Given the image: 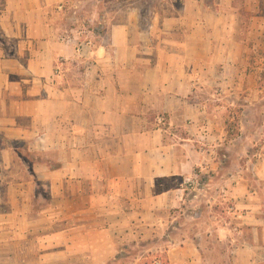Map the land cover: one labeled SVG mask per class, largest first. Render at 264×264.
Instances as JSON below:
<instances>
[{
	"label": "crops",
	"instance_id": "obj_1",
	"mask_svg": "<svg viewBox=\"0 0 264 264\" xmlns=\"http://www.w3.org/2000/svg\"><path fill=\"white\" fill-rule=\"evenodd\" d=\"M84 1L8 0L0 264H202V210L213 209L215 150L227 140L216 95L241 91L250 66L233 52L244 41L228 57L215 46L226 53L225 12L264 16V3L184 0L178 16L149 24L134 5L106 21L95 4L94 19L63 27ZM262 162L244 172L264 181ZM241 175L222 198L246 212L236 220L252 241L240 244L264 250L260 196ZM226 226L223 239L243 233Z\"/></svg>",
	"mask_w": 264,
	"mask_h": 264
},
{
	"label": "rangeland",
	"instance_id": "obj_2",
	"mask_svg": "<svg viewBox=\"0 0 264 264\" xmlns=\"http://www.w3.org/2000/svg\"><path fill=\"white\" fill-rule=\"evenodd\" d=\"M212 1L214 0H208V3ZM263 3L264 0H262ZM95 4L99 7L98 14L100 18L106 21L112 18L111 16H114L115 12L119 14L118 17L121 20L125 17L126 10L134 5L142 10L141 23L149 24L156 17L163 19L178 16L182 12L184 0H86L82 5H79L76 15L68 14L66 16L62 26L66 27L77 23L84 24V22L94 19L91 12ZM7 6L8 0H0V46L7 43L11 44L7 41L3 31L7 24L5 16ZM241 6H244V0H239L236 4L237 9H240ZM258 17L263 18L264 16L252 12L247 13L245 8L238 12H225L224 41L226 43V53L219 46H215L216 53L220 54V50L221 55L225 54L228 57L232 51V45L244 41L247 50L242 53L236 48L237 46H234L233 52L250 57V66L248 67L244 90H233L228 93L230 90L226 89L224 95H216V104L225 107V109L214 110V115L224 126L227 140L221 146L216 147L215 150V165H218L219 171L213 176L212 180L210 179L211 182L209 181L213 188L211 196L214 202L213 209L202 210L204 218L200 227L202 236L199 239L202 246V264H250L252 258L258 260L256 264H264L263 249L253 251L254 248L250 246H242L244 243L250 244L252 241V228L249 226L239 227L241 221L236 220L242 213L246 212L239 211L236 214V211H231L234 205L230 203L228 198L226 200L222 198L220 189L222 184L229 183L231 178L241 175L244 168L251 167L252 169L255 163L259 161L264 163V127H256V125L251 124L253 120H257L256 124L258 122L259 124L264 123V32L254 29L256 24L262 26L260 23H256ZM100 33L105 34L103 28H101ZM12 48L13 46L10 45V50ZM257 70H260L258 77L255 74ZM217 99L221 101L217 102ZM251 133L254 136L249 137ZM22 150L25 153L29 152L28 148L25 149V147ZM241 176L249 189L259 193L262 207L259 216L264 217V181L256 178L251 171H245ZM203 183H206V180ZM204 196H201V198H204L203 200L206 198ZM203 204L202 206H205V203ZM222 219L225 221L223 222ZM222 225H228L226 226L227 231L229 227H232L239 228L243 233L240 235L238 232L232 231L230 233L228 231L229 235L226 236V239H223V235L219 232ZM260 232L262 237L260 235L259 244L260 247L264 248V225L260 227ZM241 257L242 262L240 263L239 258Z\"/></svg>",
	"mask_w": 264,
	"mask_h": 264
},
{
	"label": "trees",
	"instance_id": "obj_3",
	"mask_svg": "<svg viewBox=\"0 0 264 264\" xmlns=\"http://www.w3.org/2000/svg\"><path fill=\"white\" fill-rule=\"evenodd\" d=\"M166 264H168V263H166Z\"/></svg>",
	"mask_w": 264,
	"mask_h": 264
}]
</instances>
